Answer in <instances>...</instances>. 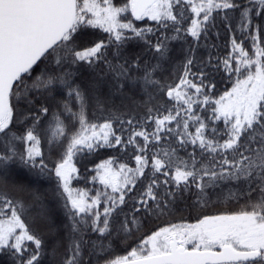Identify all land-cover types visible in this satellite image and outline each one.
<instances>
[{"label": "snow or ice", "instance_id": "6c2138e0", "mask_svg": "<svg viewBox=\"0 0 264 264\" xmlns=\"http://www.w3.org/2000/svg\"><path fill=\"white\" fill-rule=\"evenodd\" d=\"M0 264H264V0H0Z\"/></svg>", "mask_w": 264, "mask_h": 264}]
</instances>
